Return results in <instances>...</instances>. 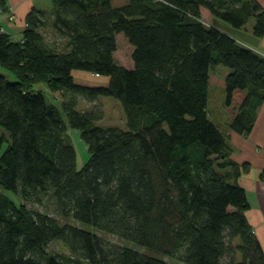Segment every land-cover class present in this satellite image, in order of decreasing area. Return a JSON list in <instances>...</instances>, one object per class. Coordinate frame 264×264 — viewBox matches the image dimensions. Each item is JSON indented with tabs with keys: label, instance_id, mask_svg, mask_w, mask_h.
<instances>
[{
	"label": "trees",
	"instance_id": "1",
	"mask_svg": "<svg viewBox=\"0 0 264 264\" xmlns=\"http://www.w3.org/2000/svg\"><path fill=\"white\" fill-rule=\"evenodd\" d=\"M53 3L51 23L39 12L27 16L21 41L0 33V67L15 77L0 74V264H172L160 256L264 264L245 217L246 193L231 182L240 168L207 112L209 86L222 87L230 130L247 136L253 128L264 103V57L220 24L242 29L254 18L253 35L263 37L257 0ZM201 9L218 27L202 20ZM48 28L63 48L48 41ZM118 34L133 48L132 68L114 59ZM217 66L229 70L223 81ZM73 71L108 82L83 86ZM36 84L69 97L65 117ZM102 96L120 101L125 128L97 125L101 110L77 109L78 97ZM68 128L87 146L78 170ZM46 196L71 222L27 206ZM52 241L69 256L51 253Z\"/></svg>",
	"mask_w": 264,
	"mask_h": 264
},
{
	"label": "crops",
	"instance_id": "2",
	"mask_svg": "<svg viewBox=\"0 0 264 264\" xmlns=\"http://www.w3.org/2000/svg\"><path fill=\"white\" fill-rule=\"evenodd\" d=\"M127 2L128 0H110L112 7H120ZM257 2L264 9V0H257ZM53 9V0H5L4 8L0 9V33L9 36L13 41H21L26 28L27 16L33 11L39 12L48 18L51 23ZM208 15L210 16L209 13ZM254 23L255 19L252 18L242 29H234L228 24L221 23L220 29L239 44L252 49L264 57V36L259 38L253 35ZM213 71L216 77L220 76L218 78H221V81L229 73L228 69L222 73L224 75H218L216 68ZM0 74L8 78L10 73L0 67ZM72 74L74 79L75 76L80 79V77L88 75V73L81 71H73ZM104 79H106L105 84H107L108 79ZM213 87L219 88L224 92L222 87L214 85ZM210 88L211 86H209L208 92ZM52 94L55 96L56 93ZM219 95L221 96V94ZM220 109L226 115L223 124L210 118L207 101L208 117L225 137L230 150L229 159L240 168L239 176L236 179H232L231 182L236 183L246 193L249 208L245 212V217L264 254V179L261 177L264 172V103L258 107L253 128L247 136H241L231 131L229 128L230 116L224 109V103L221 104ZM243 166H245L244 169Z\"/></svg>",
	"mask_w": 264,
	"mask_h": 264
},
{
	"label": "rangeland",
	"instance_id": "3",
	"mask_svg": "<svg viewBox=\"0 0 264 264\" xmlns=\"http://www.w3.org/2000/svg\"><path fill=\"white\" fill-rule=\"evenodd\" d=\"M201 17L205 23H213L214 25L218 27L217 22H215L214 20L210 18L206 10L201 9ZM45 34H46L48 41L53 40L55 42H59L61 44V47L62 48L64 47L65 40L59 39V38L54 39L55 37L51 35L49 28L45 29ZM116 40H117V49L114 53V59L116 63L121 67L132 68L133 62H132L131 55H132L133 48L131 47L127 39L122 34H118L116 36ZM215 68H216V71H218L219 73L218 75L220 74L224 75L222 73H224L225 70H227V68L224 66H217ZM7 79L10 81H14L15 77L12 74H9ZM105 80L106 79L104 78L96 77L94 75H89V74L82 76V78L80 77V79L77 78V76H75L76 82H78L79 84L83 86H89V87L95 86V85L96 86L106 85ZM34 90L35 91L41 90L45 96L47 103L54 105L62 114L64 113L62 106L69 99L68 96L66 98H63L60 93H56L54 96L50 91L47 90V88L43 84L35 85ZM219 94H221L222 98ZM208 96H209L208 111L210 113V118L215 119L217 120V122L223 124L224 118L226 115L220 111L221 110L220 108H221V104L225 102V98H226L225 93L221 89L214 88L213 86H211L208 92ZM77 100H78L77 109L80 111H93L94 109H96V110H101L103 112V117L99 122H97V125L102 126V127H118L122 129L126 127L124 112H123L122 105L119 100L112 98V97H104V96L99 97L95 101V103H89L83 100L81 97H78ZM66 136L68 140L74 145L77 151L76 169L78 170L83 166V164L88 158L87 146L81 141L80 134L76 130L68 128ZM6 195L10 197L13 201L15 202L17 201V197H15V195H13L11 192H6ZM27 206L30 208H34L42 212L48 213L49 215L56 217L60 221V223L71 222L69 219H65L62 216H60V213L58 212V208L56 207L54 201L47 196L44 197L40 203L28 202ZM101 237H103V239L107 243L124 245L122 241H120L117 237L113 235H103L102 234ZM130 246H133V245H130ZM133 247L145 253L147 252L146 250L139 248L137 246H133ZM47 248L51 253L57 254L59 256H65V257L69 256L68 250L64 247V245L60 241H52L51 243H49ZM160 257L163 260L169 263H172V264H187V263L178 261L177 257H172V256H160Z\"/></svg>",
	"mask_w": 264,
	"mask_h": 264
}]
</instances>
